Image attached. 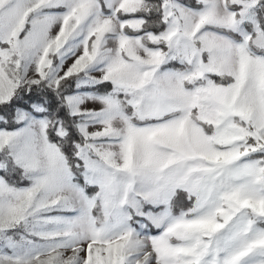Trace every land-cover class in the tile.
Instances as JSON below:
<instances>
[{"label": "snow or ice", "instance_id": "1", "mask_svg": "<svg viewBox=\"0 0 264 264\" xmlns=\"http://www.w3.org/2000/svg\"><path fill=\"white\" fill-rule=\"evenodd\" d=\"M0 264H264V0H0Z\"/></svg>", "mask_w": 264, "mask_h": 264}]
</instances>
